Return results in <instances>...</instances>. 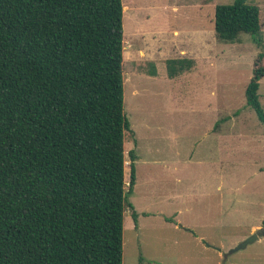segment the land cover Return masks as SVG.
<instances>
[{"label":"trees","instance_id":"obj_1","mask_svg":"<svg viewBox=\"0 0 264 264\" xmlns=\"http://www.w3.org/2000/svg\"><path fill=\"white\" fill-rule=\"evenodd\" d=\"M247 1L215 7L218 41L261 48ZM122 12L121 0H0V264H122L136 161L128 152L126 191ZM189 61H166L168 77ZM263 77L261 49L244 95L264 135Z\"/></svg>","mask_w":264,"mask_h":264},{"label":"rangeland","instance_id":"obj_2","mask_svg":"<svg viewBox=\"0 0 264 264\" xmlns=\"http://www.w3.org/2000/svg\"><path fill=\"white\" fill-rule=\"evenodd\" d=\"M233 1L121 0L126 191L136 154L122 264H264V235L230 253L264 230L263 128L244 95L264 51V0L247 1L261 48L216 39L214 9ZM183 58L190 69L169 78L166 61ZM258 93L264 109V77Z\"/></svg>","mask_w":264,"mask_h":264},{"label":"water","instance_id":"obj_3","mask_svg":"<svg viewBox=\"0 0 264 264\" xmlns=\"http://www.w3.org/2000/svg\"><path fill=\"white\" fill-rule=\"evenodd\" d=\"M260 235H264V230H260L259 232L254 233L252 236H250V238H248L247 240L243 241L236 248H234L233 250H231L230 253H233V252H236V251H239V250L245 248L248 244H250L253 241H255ZM207 247L212 248V249L220 252V250L218 248H215L213 246L207 245Z\"/></svg>","mask_w":264,"mask_h":264},{"label":"crops","instance_id":"obj_4","mask_svg":"<svg viewBox=\"0 0 264 264\" xmlns=\"http://www.w3.org/2000/svg\"><path fill=\"white\" fill-rule=\"evenodd\" d=\"M183 59H186V58H183ZM188 60H190V59H188Z\"/></svg>","mask_w":264,"mask_h":264}]
</instances>
